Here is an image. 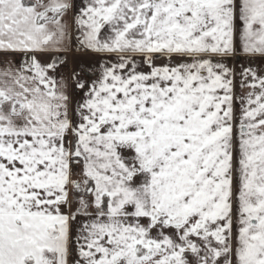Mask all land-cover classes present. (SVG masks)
Returning <instances> with one entry per match:
<instances>
[{"label": "snow or ice", "instance_id": "1", "mask_svg": "<svg viewBox=\"0 0 264 264\" xmlns=\"http://www.w3.org/2000/svg\"><path fill=\"white\" fill-rule=\"evenodd\" d=\"M0 264H264V0H0Z\"/></svg>", "mask_w": 264, "mask_h": 264}, {"label": "crops", "instance_id": "2", "mask_svg": "<svg viewBox=\"0 0 264 264\" xmlns=\"http://www.w3.org/2000/svg\"><path fill=\"white\" fill-rule=\"evenodd\" d=\"M77 2H79V0H77ZM63 55H65L67 59L66 68L72 69V68L80 67V68H83L84 70H87L88 68L87 65L89 64H86V62L88 63V61L84 57L88 56V54H84V53L72 50L67 53H64Z\"/></svg>", "mask_w": 264, "mask_h": 264}, {"label": "rangeland", "instance_id": "3", "mask_svg": "<svg viewBox=\"0 0 264 264\" xmlns=\"http://www.w3.org/2000/svg\"><path fill=\"white\" fill-rule=\"evenodd\" d=\"M90 55H91V56H90ZM84 58L88 61V63L86 62V64H89V65H92V64L95 62V60L98 59V57H96V56H94V55H92V54H88V56H86V57H84ZM240 62L243 63L244 61L241 59ZM89 65H87V67H89ZM235 66H236L237 69H239V67H240L239 64H236ZM87 69H88V68H87ZM85 72H87V70H85ZM240 91H241V90L238 88V89H237V94H238V95L240 94Z\"/></svg>", "mask_w": 264, "mask_h": 264}]
</instances>
